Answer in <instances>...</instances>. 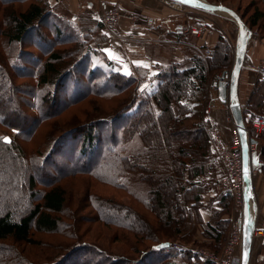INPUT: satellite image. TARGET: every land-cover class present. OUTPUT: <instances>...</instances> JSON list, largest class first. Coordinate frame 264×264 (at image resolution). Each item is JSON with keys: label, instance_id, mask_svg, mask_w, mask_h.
Segmentation results:
<instances>
[{"label": "trees", "instance_id": "1", "mask_svg": "<svg viewBox=\"0 0 264 264\" xmlns=\"http://www.w3.org/2000/svg\"><path fill=\"white\" fill-rule=\"evenodd\" d=\"M217 3L232 8L250 30L264 39V0H249L252 11L234 8L222 0ZM99 25L85 27L83 21L49 0H0V127L6 133L16 130L9 142L3 140L5 135L0 136V264H20V259L22 264H181L177 261L189 262L192 258L194 263L201 260L209 264L192 249L183 248L189 239L181 232L189 224L190 213L198 219L203 194L213 190L216 197L211 200L216 199L221 207H212L210 218L202 220L208 244L198 245L218 252L229 227L230 196L226 189L207 188L205 184L209 176L214 185L208 135L211 126L185 120L195 108L193 101L204 95L208 79L230 70L232 42L215 26L219 35L207 58L195 50L184 61L159 66L153 75L144 68L126 75L100 50L96 35ZM30 44L34 50L25 48ZM21 78L26 80L16 81ZM65 81L67 97L63 93L58 96V88ZM140 93L144 96L138 100ZM83 102L82 120L75 112L60 123L52 121ZM263 105L264 81H258L242 113L249 130L251 120L263 113ZM102 124L107 126L98 129ZM45 128L43 142L24 146L23 142L30 144L39 129ZM55 130L61 134L45 146ZM69 137L74 141L70 142ZM254 138L257 148L250 155L252 164L258 159L264 161V130ZM66 141L74 146L78 161L43 165L58 155L57 146ZM134 141L142 148H129ZM129 172L146 184L148 196L129 194L151 211L156 223H148L146 215L132 205L93 193L88 187L84 205L90 204L89 218L118 231L108 238L124 240L131 255L108 253L99 242L79 240L82 237L74 225L69 233L72 237L65 236L77 242L65 249L64 244L60 245L64 251L46 259L50 263L34 262L1 244L10 240L37 245L41 240H36V233H64L59 230V222L60 215L67 216L63 214L68 196L65 180L70 177L85 175L122 189L118 179ZM258 172L264 177V164ZM177 239L183 242L178 244L181 249ZM161 242L169 246L154 249ZM80 245L93 249L97 256L87 252L73 260Z\"/></svg>", "mask_w": 264, "mask_h": 264}, {"label": "crops", "instance_id": "2", "mask_svg": "<svg viewBox=\"0 0 264 264\" xmlns=\"http://www.w3.org/2000/svg\"><path fill=\"white\" fill-rule=\"evenodd\" d=\"M49 1L52 5L60 4L66 14L72 15L73 18H79L84 22L85 27L100 24L96 33L99 36L98 46L100 50L104 52L116 69L126 75L140 68H144L148 75H153L157 73L158 67L161 65H166L172 61H184L195 50L199 52H203L205 49L209 50L216 43L219 35L215 29L218 22L202 24L199 21L196 25L193 22V14L196 10H193L192 6L175 0ZM114 3L119 4L121 8L133 14L134 19H123L118 26L109 29L101 23V14L106 7ZM200 24L203 29L199 35L192 34L189 31L190 28ZM227 31L229 32L228 29ZM229 33L230 35L226 36L230 39L234 48L238 40V26L234 33ZM180 35L186 37V40L182 41ZM202 47L207 48L199 49ZM262 58H264V39H250L246 46L244 62H255ZM215 78H212L211 81ZM149 81L147 80L148 83ZM257 82L258 80H256L253 72L246 68L241 69L237 82L236 97L243 110L250 92ZM210 100L211 105L205 114L207 124L211 126L210 128L220 129L224 138L227 139L231 132V124L225 121V116L230 111L229 108L224 106L226 103L223 104L217 99L216 88L212 84H210ZM261 110L264 113V105ZM250 137H252L251 134ZM251 162L254 161H250L249 157L248 166L252 164ZM223 182H225V178ZM212 191L210 190L209 193ZM251 192L257 205L255 228H259L264 224V177L262 173L257 172L251 177ZM203 214L206 217L204 218L202 215L203 221H207L210 214L207 212L206 214L203 212ZM230 216L227 215L230 221L235 218L233 214ZM197 237H199V234ZM206 240L208 241V239ZM187 243L185 244L187 246L191 247L193 245L192 242ZM186 263L192 264L191 261ZM195 264L206 263L197 260ZM248 264H264V235H253Z\"/></svg>", "mask_w": 264, "mask_h": 264}, {"label": "rangeland", "instance_id": "3", "mask_svg": "<svg viewBox=\"0 0 264 264\" xmlns=\"http://www.w3.org/2000/svg\"><path fill=\"white\" fill-rule=\"evenodd\" d=\"M208 1V0H207ZM209 2L212 3H216L218 4V0H210ZM223 3L228 4L234 8L240 7L242 8V10H246L249 8L250 11H252L251 5L249 3V0H242V1H237V0H222ZM194 14H193V22H195V24L197 25L200 22H202V24H205L207 22L209 23H214V22H218V28L220 29V31L222 33H224L225 35H230L229 32H235L236 28H237V23L234 22L229 16H227L226 14H222L220 12H210V11H206L203 9H197L195 7H193ZM193 13V12H192ZM227 29L229 30V32L227 31ZM228 33V34H227ZM254 33V39L253 40H257L259 38L258 34L256 32ZM28 48V50H34L33 46H31V44L29 45V47H25ZM234 50V48H233ZM210 54V51L208 49H205L202 52V56L204 58H207ZM220 75V73H219ZM213 77L208 79V83H207V87L205 89V93L204 95H199L198 98L196 100L193 101V103L195 104V108L193 110V112L190 115V118H188L187 120H185V122L190 123L192 121H201V123H207V118L205 117V114L207 113L208 108L211 105V100H210V84H211V79ZM26 79L21 78L20 80H16V81H23ZM31 83L34 82L33 80H30ZM68 84L66 83V81L64 83H62V85H60V87L58 88V96L63 93V96L67 97V89ZM34 88L36 89V91H40L38 86H35L34 84ZM152 89V88H151ZM144 94L140 93V96L138 97V100H141L143 98ZM8 106L11 105L9 103H7ZM85 102L81 103V104H77L74 105L72 107H70L67 111H65L62 115H57L54 116L53 120H58L59 123L61 121H65L67 119L71 118V115L73 113H78L79 116L81 117V120L83 119V115H82V109L84 106ZM104 105H109L108 103H104ZM136 107H132V110H134ZM7 112H11L10 108H6ZM117 122V121H115ZM104 126L107 125H101L99 126L100 128L98 129H104ZM110 126V124L108 125V127ZM114 128H116V125H113ZM61 129H64L61 127ZM69 129H65L64 131H67ZM104 131V130H103ZM102 133H105L103 132ZM210 131V128H209ZM47 132L46 128L42 129L38 131L36 139H34L33 141H30V144H28V142H23L24 146L28 147L31 145V143H33L34 145L36 144H40L41 142L44 141V135ZM16 134V130H10V132H4L1 127H0V136H9L11 139L15 137ZM61 134L60 130H55V136L53 135L52 139L49 140V142L45 145L47 147H49V145L51 144V142H53L54 140L57 139V137ZM77 135L79 134L76 133ZM209 135V133H208ZM67 136V135H66ZM254 137H257L258 135L253 134ZM74 137V136H72ZM72 137H69L70 142H73L74 139H72ZM253 137V138H254ZM68 137H66L65 139H67ZM210 138V137H209ZM210 145V149H211V157L213 158V166L214 168L211 169V182H214V185L208 180L209 176L207 177L206 180V187L207 188H213L214 186L217 187V189H225V185L223 182V179L226 178V174L224 173V170L217 158V155L212 147L211 144ZM129 148L137 150L139 148H142V145L137 142L134 141L131 143V145L129 146ZM57 149L60 150V152L57 154H54L51 159L47 160L46 162H42L43 165L45 166H52L53 167V163L55 162L56 164L59 163L60 165L63 164V162L65 163L66 160H68L66 162V164L72 163L71 161L77 162L78 159L76 157H78L77 152L74 150V146H70V144H68V141L64 142V144H59L57 146ZM71 158V159H70ZM97 160H94V162H96ZM50 172V171H49ZM203 180V179H201ZM68 181V182H67ZM65 180L66 183V188L68 189L67 193V204L65 207V212H63V214L67 215V216H62L60 215V222H59V230L64 233H36L35 238L36 240H41L39 244H23V243H13L10 240H7L6 242H2L1 244L4 246H8L9 248H13L16 249L19 253H22V255H25L26 258L34 261V262H41V263H50V261H47L46 259L48 258H53L55 257L57 254H60L62 251H64L65 247L67 246H71V244L73 242H77L76 239H72L70 237H72L69 233L72 232L73 228H71L73 225L77 227V234L79 236H81L82 238H80L79 240H87V241H96L98 244H100L103 249H105L108 253H112V254H118V253H128L130 252V250L126 247L127 245L124 243V240L122 239H117L116 241H112L111 238L109 239L108 237L110 235H114V233L118 232L115 230V228L113 226H109L106 224H102V222H100L97 219H91L89 218L90 215V211H91V207L90 204L88 203L87 205L85 204V194H86V188L88 187L89 189H91V191L93 193H97V194H102V195H107V196H112L113 198L122 201L125 204H130L132 205L135 209H137L139 212L143 213L146 215L148 223L152 222V223H156L155 219L152 218L151 216H153V214L151 213V211H148L147 207H144V205L142 203L137 204L131 197V193H134V195H139L142 196L144 198H146L148 196V187L146 186L145 183H143L138 175L134 172H129V173H125L123 175H121V177H119L118 182L120 184H122L124 186V188L119 189V188H114L113 186L110 185H106L103 184L97 180L94 179H90L88 176H76V177H70L69 180ZM130 192V194H129ZM230 198H229V213L228 216H230L231 214H233V216L237 215V211L240 210V205L237 204V201L234 200L233 196L228 193ZM212 197H216V194L214 191H212L211 193H206L203 194L201 202H200V206L197 209L198 212V219L196 217V215L194 213H190V217H189V224L185 227L186 229H184L181 233H182V237H187V239H189L188 242H192L193 245L187 246V245H183L184 249H187L189 251H195V249L198 248H206L204 246H199L198 244H208L207 240L204 236V234L202 233L203 230V223H202V218H206L203 214V212H206L208 214H211V208L214 207L216 209H219L221 207L220 203H218L216 201V199L211 200ZM213 210V208H212ZM203 215V217H202ZM231 217V216H230ZM210 218V215H209ZM231 222L229 220L228 223V231H227V235L225 238V241H227V236L229 235V230L231 228ZM202 223V225H201ZM151 224V223H150ZM65 233L67 235H69L70 237L65 236ZM72 234V233H71ZM82 234V235H81ZM199 234V237H197V235ZM116 236V235H115ZM116 238V237H114ZM180 239H177L176 241V245L177 247H180V249L182 248L181 246H178V244L183 243L181 241H179ZM224 241V243H225ZM186 242V241H185ZM70 243V244H67ZM223 243V244H224ZM64 244V249L60 247V245ZM186 244V243H185ZM188 244V243H187ZM82 245H80L77 249L78 252L75 253L74 259L73 260H78L80 255H84L83 253H87L90 254H94V256H97V252L94 251L93 249L90 248H86V247H81ZM195 246V247H193ZM223 246V245H222ZM209 249V248H208ZM211 250V249H210ZM221 249L218 251L220 252ZM131 255V253H128ZM99 256V255H98ZM192 256V255H191ZM25 258V257H24ZM154 258V257H153ZM156 259V257L154 258ZM71 261V260H70ZM180 262L181 264H188L186 262H181V261H177ZM192 264L194 263V259H191ZM18 263L22 264V260H18Z\"/></svg>", "mask_w": 264, "mask_h": 264}, {"label": "built area", "instance_id": "4", "mask_svg": "<svg viewBox=\"0 0 264 264\" xmlns=\"http://www.w3.org/2000/svg\"><path fill=\"white\" fill-rule=\"evenodd\" d=\"M133 20L134 16L130 12L121 8L119 4L114 3L106 7L101 14V23L104 27L112 29L119 25L123 20ZM203 26L200 24L190 28L192 34L199 35L202 32ZM254 33H252L250 39H254ZM242 68H246L255 74L256 80L264 81V58L255 62H244ZM220 78L218 75L213 82ZM214 87V86H213ZM224 104V103H223ZM225 107L228 106L225 104ZM225 121L231 124V132L227 139L224 138L222 132L218 128H211L209 131V141L212 145L217 158L225 171V189L233 196L237 204L240 205V210L237 211V215L231 221V228L227 241L221 247L220 252H215L208 248H198L195 252L201 259L208 261L212 264H240V250L242 246V224L241 221L244 218V210L246 208V198L244 195V178H243V158L241 150V140L239 133L234 124L233 118L230 113L225 116ZM264 130V113L255 116L250 122V130L247 128V135L250 134L259 135ZM251 131V132H250ZM256 143H248L247 151L248 157L256 151ZM249 161V160H248ZM264 164V161L258 159L254 164H249L248 173L252 177L255 175L259 168ZM254 234L264 235V224L255 228Z\"/></svg>", "mask_w": 264, "mask_h": 264}, {"label": "water", "instance_id": "5", "mask_svg": "<svg viewBox=\"0 0 264 264\" xmlns=\"http://www.w3.org/2000/svg\"><path fill=\"white\" fill-rule=\"evenodd\" d=\"M188 6L197 7L206 11L220 12L229 16L238 25V40L234 47L233 63L229 71L224 70L220 74L221 79H217L213 82V86L216 88V97L222 102L226 103L230 114L233 118L236 129L239 133L241 140V150L243 158V178H244V195L247 201L246 208L244 210V218L241 221L242 224V246L240 250V264H248L250 246L255 230V213L257 211V205L253 193L251 192V176L248 173V143H257L255 138L248 137L247 128L243 119V108L236 97L237 82L240 71L242 69L245 50L248 41L253 33L240 16L230 7L226 5L216 4L207 0H175ZM3 140L10 141L9 136H4ZM250 203V204H249ZM169 246L168 242H161L154 245V249H162Z\"/></svg>", "mask_w": 264, "mask_h": 264}, {"label": "bare ground", "instance_id": "6", "mask_svg": "<svg viewBox=\"0 0 264 264\" xmlns=\"http://www.w3.org/2000/svg\"><path fill=\"white\" fill-rule=\"evenodd\" d=\"M250 204V203H249Z\"/></svg>", "mask_w": 264, "mask_h": 264}]
</instances>
